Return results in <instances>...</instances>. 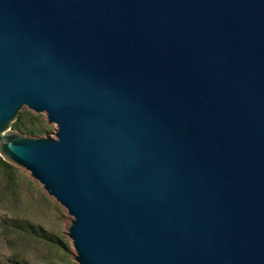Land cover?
Segmentation results:
<instances>
[{"label":"water","instance_id":"obj_1","mask_svg":"<svg viewBox=\"0 0 264 264\" xmlns=\"http://www.w3.org/2000/svg\"><path fill=\"white\" fill-rule=\"evenodd\" d=\"M0 157L78 264H264V0H0Z\"/></svg>","mask_w":264,"mask_h":264},{"label":"rangeland","instance_id":"obj_2","mask_svg":"<svg viewBox=\"0 0 264 264\" xmlns=\"http://www.w3.org/2000/svg\"><path fill=\"white\" fill-rule=\"evenodd\" d=\"M22 123L42 132L15 130L31 137H55V123L27 106ZM0 157V264H78L68 236L72 216L25 168ZM3 160V159H2ZM4 161V160H3ZM6 162V161H5Z\"/></svg>","mask_w":264,"mask_h":264},{"label":"trees","instance_id":"obj_3","mask_svg":"<svg viewBox=\"0 0 264 264\" xmlns=\"http://www.w3.org/2000/svg\"><path fill=\"white\" fill-rule=\"evenodd\" d=\"M22 117L18 116L16 117L15 121L12 122L11 125H13L14 128L22 130V131H26V132H42L44 129L41 128H36L32 125L26 124V123H22L21 121ZM1 161L6 165V166H11L9 163L3 161L1 159Z\"/></svg>","mask_w":264,"mask_h":264}]
</instances>
